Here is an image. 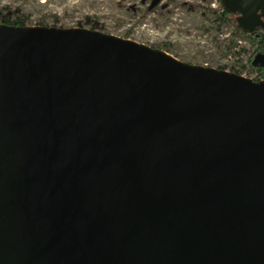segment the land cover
<instances>
[{
  "label": "water",
  "instance_id": "1",
  "mask_svg": "<svg viewBox=\"0 0 264 264\" xmlns=\"http://www.w3.org/2000/svg\"><path fill=\"white\" fill-rule=\"evenodd\" d=\"M128 39L0 23V264H264V79Z\"/></svg>",
  "mask_w": 264,
  "mask_h": 264
},
{
  "label": "rangeland",
  "instance_id": "2",
  "mask_svg": "<svg viewBox=\"0 0 264 264\" xmlns=\"http://www.w3.org/2000/svg\"><path fill=\"white\" fill-rule=\"evenodd\" d=\"M146 1L0 0V10L10 11L11 19H23L26 25H95L102 32L166 50L189 64L232 66L233 60L225 58L230 50L232 58L242 51L252 53L254 44L238 45L237 39L244 41V36L231 22L221 20L216 1L211 5L212 0H170L167 6L156 5L150 11ZM189 3L199 5L193 8ZM137 5L140 8L134 9Z\"/></svg>",
  "mask_w": 264,
  "mask_h": 264
},
{
  "label": "built area",
  "instance_id": "3",
  "mask_svg": "<svg viewBox=\"0 0 264 264\" xmlns=\"http://www.w3.org/2000/svg\"><path fill=\"white\" fill-rule=\"evenodd\" d=\"M215 1H216L217 5L219 4L221 7L219 10L222 11L223 10L222 5L217 0H212L211 5H214ZM244 39H245L244 41L241 40L240 38L237 39L238 45H240L239 43H242L244 45L245 42H247V47H249V45H251V43L254 44L251 40H249L245 37H244ZM255 46L256 45L254 44L253 48H252V53L249 51L245 55L244 51H242L239 55L234 56V58H232V50H230L229 53H226L225 58H229L230 60H233L234 63L232 66L226 65L225 69L229 70V71H234V72L237 69L239 71V74L246 76V77H249V78H252L254 80L264 79V75L260 74L258 72V70L255 69L254 66L250 64L251 63L250 59H251V56L253 54V50H254ZM218 57H219V55H218ZM225 64H227V63H225Z\"/></svg>",
  "mask_w": 264,
  "mask_h": 264
},
{
  "label": "flooded vegetation",
  "instance_id": "4",
  "mask_svg": "<svg viewBox=\"0 0 264 264\" xmlns=\"http://www.w3.org/2000/svg\"><path fill=\"white\" fill-rule=\"evenodd\" d=\"M142 1H144V0H142ZM151 1L152 0L146 1L147 2L146 3L147 4L146 5V10L147 11L156 9L158 7L156 5H159L161 7L167 6L170 0H159V2L153 8L149 9L148 7H149ZM217 1L220 2V0H217ZM189 5H190V7L195 8V7H197L199 5V3H189ZM139 8L140 7H138V5H137V7L134 6V9H139ZM221 13H222V11H220V15H221ZM10 14H11L10 11L9 12L8 11L7 12H4L3 10H0V21H1L2 17H3V15L4 16L6 15V16H9L10 17ZM233 16L235 17L236 14L233 13ZM240 33H242V35L245 34L244 32H240ZM246 33L249 34V35H251V38H247V39L251 40L256 45L255 48H254V50H253V54L256 51L264 52V29L259 27V28H256L253 32H247L246 31ZM254 68L257 69L258 72L263 75V73L260 70V68H263V67H255L254 66Z\"/></svg>",
  "mask_w": 264,
  "mask_h": 264
},
{
  "label": "trees",
  "instance_id": "5",
  "mask_svg": "<svg viewBox=\"0 0 264 264\" xmlns=\"http://www.w3.org/2000/svg\"><path fill=\"white\" fill-rule=\"evenodd\" d=\"M220 3H221L222 8H223L222 13H221V15H220L221 20H222V21H229V22H231V23L234 25V27H235V31H236V32H244V33H245V34L243 35L244 37H246V38H251V35L247 34V33H246V30L242 29V28L237 24V22H236V20H235V17L233 16V12L228 11V10L224 7V5H223V3H222L221 0H220ZM263 18H264V16H263ZM0 23L11 24V25H26L25 20L20 19V18L11 19L9 16H6V15H5V16L3 15V17H2V19H1V21H0ZM81 27H84V25H81ZM90 28H91V29H97V30H100V31H101V29H99V28H98L97 26H95V25H90ZM250 64H251V63H250ZM217 68L225 69V68H226V65H220V66H218ZM260 70H261V72H262L263 75H264V68H260ZM235 72H236V73H239V71H238L237 69L235 70Z\"/></svg>",
  "mask_w": 264,
  "mask_h": 264
},
{
  "label": "bare ground",
  "instance_id": "6",
  "mask_svg": "<svg viewBox=\"0 0 264 264\" xmlns=\"http://www.w3.org/2000/svg\"><path fill=\"white\" fill-rule=\"evenodd\" d=\"M128 40L131 41V42L136 43L134 40H131V39H128ZM141 45H143V46H145V47L148 48V46H146V45H144V44H141ZM157 51H158L159 53L163 54V55H166L167 57H170V58H173V59L177 60V58H175L174 56H172L171 54H169L168 52H166V51H164V50L157 49Z\"/></svg>",
  "mask_w": 264,
  "mask_h": 264
}]
</instances>
